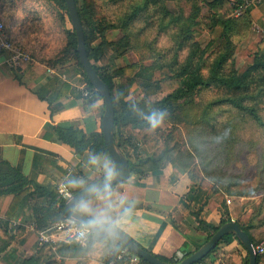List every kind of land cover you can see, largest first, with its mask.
Segmentation results:
<instances>
[{
	"label": "trees",
	"instance_id": "1",
	"mask_svg": "<svg viewBox=\"0 0 264 264\" xmlns=\"http://www.w3.org/2000/svg\"><path fill=\"white\" fill-rule=\"evenodd\" d=\"M16 1H9L8 3H11L5 10L0 0V14H5L2 15L7 18L6 22L2 17L0 20L4 23L7 37L14 44L16 43L7 31L14 25L13 5ZM233 2L242 1L75 0L89 61L110 89L115 110V141L128 158L130 173L142 176L172 164L186 172L194 182L211 183L206 199L216 193L232 197H257L258 201L255 200L254 205L252 204L254 210L246 221L231 217L223 199V209L216 225L199 217L206 204L204 201L192 215L198 230L206 235L202 242L194 245L192 251L205 242L222 223L231 220L236 221L247 233L252 244L256 245L258 241L251 229L264 224V217L256 221L264 212V51L255 52L252 61L244 69L236 67L235 39L246 37L250 31L252 7L246 8L239 16H233ZM27 3L23 18L17 25L21 32L28 37L38 31L40 28L31 26L30 22L40 19L39 12L42 9L38 5L45 8L49 6L51 12L52 8L59 10L57 15L64 37L63 45L55 55L44 58L36 54L33 46L26 48L27 42L16 45L26 50L33 61L45 63L63 59L72 62L81 72L84 87L91 92L89 97H83L80 93L78 97L84 98L88 103L102 100L100 94L91 88L79 63L76 34L64 0H28ZM204 7L207 9L206 13H202ZM61 11H64L66 19ZM100 13L103 16L98 18L97 14ZM216 27L220 28L221 42L208 52L209 43L202 46L197 39L199 29L211 30ZM113 30H118L121 36L116 40H108L106 34ZM110 47L113 52L106 57L105 51ZM126 52L135 53L138 61L117 66L114 60ZM147 61L149 63H146ZM156 72L166 73L159 79L155 78ZM115 78L118 79L117 83ZM162 80L171 82L175 87L152 100L151 97L162 91ZM132 86L142 93L141 99L131 96ZM69 88L70 86L64 83L57 93V98L67 94ZM37 95L50 103V99L45 98L40 91ZM153 111L165 113L162 123L166 127L161 131L159 138L142 134L144 142L151 139L159 146L156 153L145 154L140 148L139 138L130 134L123 139L121 130L127 127L138 132L155 130L146 118ZM54 128L57 141L68 145L77 154H82L85 150L108 154L101 127L89 134L77 128L57 124ZM247 129L255 130L256 136L247 135ZM247 152L255 154L252 179L247 175V165L243 160V154ZM30 184L18 168L0 160V195L13 194L5 213L7 218L16 212L21 200L30 191ZM54 201L58 203V221L66 216L65 200L56 197L53 198ZM15 235H20V230L17 229L11 234L3 228L0 221V253L7 248ZM103 239L116 242L106 261L114 259L115 255L125 248L120 241L112 237ZM232 239L236 238L231 234L224 235L212 251L193 264H229L231 260L226 257L227 252L222 248ZM95 240L100 239L89 233L87 246ZM238 244L245 251L243 264H247L248 253L239 241ZM192 251H186L183 257ZM152 254L165 262L178 260L175 257ZM261 257L262 254H257L256 264H260ZM137 263L149 264L141 258ZM21 264L58 262L55 253L44 244L24 258ZM116 264H124V261L119 260Z\"/></svg>",
	"mask_w": 264,
	"mask_h": 264
},
{
	"label": "crops",
	"instance_id": "2",
	"mask_svg": "<svg viewBox=\"0 0 264 264\" xmlns=\"http://www.w3.org/2000/svg\"><path fill=\"white\" fill-rule=\"evenodd\" d=\"M9 1L1 0L5 10L11 3ZM262 1L261 6L257 4L250 10L251 28L261 27L264 30ZM16 2L13 5L14 25L7 32L16 44H21L23 37L17 25L23 18L28 0ZM2 14L0 18L6 22L7 18ZM262 42L264 46V40ZM107 50L110 48L105 51L106 57L111 54ZM4 57L0 53V160L18 168L31 184L28 186L30 191L10 218L5 213L13 194L0 195V221L3 228L11 234L20 230V235H15L0 253V264H21L24 258L37 251V232L57 220L58 203L53 202V198L59 196L55 186L70 178L94 182L100 180L99 174L87 163L91 152L85 150L77 154L68 145L57 141L55 124L77 128L86 134L98 131L104 105L100 99L88 103L78 97L84 84L80 70L72 62L63 59L45 63L32 61L20 67H11L4 62ZM64 83L70 88L67 94L57 98ZM38 91L50 99V103L39 98ZM134 132L137 130L130 127L121 130L123 139L130 134L134 136ZM102 155L110 160L108 154ZM113 188L118 197L131 205V211L119 229L141 247L167 258H176L186 251H192L194 245L205 238L206 234L198 230L192 215L204 201L206 204L199 214L200 218L216 225L222 212L216 200L217 195L206 199L207 190L172 164L142 176L130 173L127 180L117 183ZM229 199L226 198L228 212L233 217ZM115 246L113 240L100 239L90 246L87 243L58 242L55 250L50 249L55 253L58 264H102ZM222 249L231 260L229 264H243L245 251L239 246L238 240L232 239ZM260 264H264V255Z\"/></svg>",
	"mask_w": 264,
	"mask_h": 264
},
{
	"label": "rangeland",
	"instance_id": "3",
	"mask_svg": "<svg viewBox=\"0 0 264 264\" xmlns=\"http://www.w3.org/2000/svg\"><path fill=\"white\" fill-rule=\"evenodd\" d=\"M263 2V1H262ZM262 2L258 4L257 6H261ZM38 7L41 10L39 12L40 19H35L34 21L30 22V25L34 27L37 26L40 29L36 31L35 33H31L28 37L27 35L22 33L23 37V44L28 43V46H33L36 49V54L40 58L44 57H52L57 53V51L60 49V47L63 45V34L61 31V27L59 26V21H58V9L52 8L53 12L48 7H43L42 5H38ZM186 8V6H185ZM207 9L204 7L202 9V13H206ZM64 15V11H61ZM251 14V11H250ZM103 14H97V17H102ZM66 19V15L64 16ZM199 36H198V41L201 43L202 46H205L206 43L209 45L208 46V52L212 51L218 44L221 42V31L220 28H215L211 30H203L199 29ZM23 31V30H22ZM121 36V33L118 30H113L109 31L107 33L108 40H116ZM36 38V40H35ZM264 40V30L258 27H253L250 28V32L246 35V37H241L235 39L236 47L234 50V57L236 61V67L240 70L244 69L246 65H248L252 61V56L255 52L257 51H264L263 49V41ZM113 52V48L110 47V50H107V53ZM109 55V54H108ZM138 58L135 53L133 52H128L126 55L123 57H119L116 62H114L116 65L124 66L130 63L137 62ZM146 63H149L148 61ZM166 72H162L159 74V72L155 73V78L162 79V75ZM115 83H117L118 79L115 78ZM163 81V86H162V91L160 94L151 97L152 100L157 99L161 96H163L166 92L171 91L175 85L172 84L171 82H168L167 80H162ZM135 86H132L131 89V96L134 97L135 99H141L142 93L138 91L137 88H134ZM166 127L164 123H161L158 127L154 128L155 130L152 129H146L145 131L141 132H134L135 136L139 138L140 145L142 151L145 152V154H153L156 153L157 150H159V146H157L154 142V140H148V141H143L142 140V134L146 133L147 136H150L152 138H159V135L161 131ZM156 131V132H153ZM247 135L250 136H256L255 135V130L252 129H247L245 132ZM243 160L247 165V175L252 179V174L254 170V165H255V154L253 152H247L243 154ZM178 168V167H177ZM180 169V168H178ZM181 170V169H180ZM200 176V174L198 173ZM199 186L203 189L207 190V194L210 191L211 188V183L208 182H200L198 181ZM216 196L217 202H219V207L221 210L223 209L221 202L223 199H225V202L227 204L226 198L229 197V206L231 208L232 216L233 218H238L241 221H246L248 219V215H250L253 212L252 206L254 205V201H258L257 197L255 198H245V197H232V196H226L222 193H216L210 195L208 199L212 198L213 196ZM256 203V202H255ZM253 204V205H252ZM228 207V204H227ZM264 217V212L258 216L256 221L261 220ZM251 232L253 233V236L255 239L259 242L264 240V224L262 226L252 228ZM264 255V252L262 253V256ZM139 260V258H138ZM137 260V262H138Z\"/></svg>",
	"mask_w": 264,
	"mask_h": 264
},
{
	"label": "water",
	"instance_id": "4",
	"mask_svg": "<svg viewBox=\"0 0 264 264\" xmlns=\"http://www.w3.org/2000/svg\"><path fill=\"white\" fill-rule=\"evenodd\" d=\"M70 21L74 28L76 34V50L78 52L79 63L83 68L86 77L91 85V88L100 94L103 100V113L100 120L101 133L103 136V141L108 152L111 162L114 164L116 171L118 173L117 177L113 180V186L117 183L125 181L130 176L129 162L128 158L119 148L115 141V125H114V105L111 98V93L109 86L105 81L98 75L93 65L89 61L86 47L84 43V35L82 24L79 19L77 7L75 0H64ZM95 181V182H99ZM83 195L82 189H77L73 192L72 197L65 202L64 212L67 216H74L72 212L73 204ZM86 217H79L75 219L81 226L85 229L84 224L86 222ZM87 230V229H85ZM95 237L103 239L106 237H112L120 241L124 247L135 254L138 258H141L147 261L149 264H193L202 258H204L210 251H212L220 241V239L226 235H233L246 249L248 253V263L247 264H256L257 254L254 252L253 244L247 233L241 229L239 224L234 221H227L222 223L218 229L197 249L192 251L189 255L182 257L181 259L175 262H165L160 260L158 257L153 255L148 250L139 246L129 235L123 232L121 229H118L115 233H107L102 230L89 231Z\"/></svg>",
	"mask_w": 264,
	"mask_h": 264
},
{
	"label": "clouds",
	"instance_id": "5",
	"mask_svg": "<svg viewBox=\"0 0 264 264\" xmlns=\"http://www.w3.org/2000/svg\"><path fill=\"white\" fill-rule=\"evenodd\" d=\"M146 118L154 129L163 122L165 113L153 111ZM87 163L99 174L100 181H88L83 178H70L65 181L66 193H70L73 189L83 190V195L73 204V219L86 217L84 227L89 231L102 230L115 233L124 218L129 215L131 205L116 195L112 182L118 173L110 160L102 154L90 153Z\"/></svg>",
	"mask_w": 264,
	"mask_h": 264
},
{
	"label": "built area",
	"instance_id": "6",
	"mask_svg": "<svg viewBox=\"0 0 264 264\" xmlns=\"http://www.w3.org/2000/svg\"><path fill=\"white\" fill-rule=\"evenodd\" d=\"M262 0H243L240 3L233 2V16H239L242 12L248 8L259 4ZM0 53L4 54V62L11 67H20L22 65L31 63L33 61L30 54L14 44L7 37L4 23L0 20ZM52 72V69H49ZM81 95L83 97H89L91 92L84 86L80 88ZM65 182H60L55 186V191L59 197L63 200L68 201L73 194V190L70 193H66L64 190ZM89 232L85 230L81 224L75 219L69 216H65L62 219L55 221L50 226L37 232V244L48 245L52 250H55L58 242H75V243H86ZM254 252L256 254H262L264 252V240L257 242L253 245ZM183 255L176 257L178 260ZM122 260L124 263L133 264L136 263L138 257L128 251L126 248L121 249L115 258L109 261H105L102 264H116L117 261Z\"/></svg>",
	"mask_w": 264,
	"mask_h": 264
}]
</instances>
